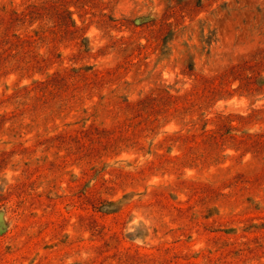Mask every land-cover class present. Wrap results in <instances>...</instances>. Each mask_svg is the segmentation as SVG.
Listing matches in <instances>:
<instances>
[{"label":"rangeland","instance_id":"rangeland-1","mask_svg":"<svg viewBox=\"0 0 264 264\" xmlns=\"http://www.w3.org/2000/svg\"><path fill=\"white\" fill-rule=\"evenodd\" d=\"M0 264H264V0H0Z\"/></svg>","mask_w":264,"mask_h":264}]
</instances>
